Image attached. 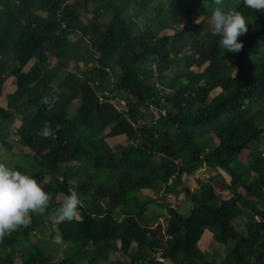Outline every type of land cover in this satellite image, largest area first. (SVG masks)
<instances>
[{
	"label": "trees",
	"instance_id": "trees-1",
	"mask_svg": "<svg viewBox=\"0 0 264 264\" xmlns=\"http://www.w3.org/2000/svg\"><path fill=\"white\" fill-rule=\"evenodd\" d=\"M199 4L0 0V84L7 75L15 79L6 108L0 106V144L12 147L14 125L18 145L28 151L0 162L51 195L43 214L31 213L27 228L0 241V264H16L8 249L19 248L20 264H163L157 255L173 264H212L201 253L207 231L232 241L236 264H264V11L242 0ZM216 7L245 16L240 52L223 53L220 37L211 34ZM105 13L110 20L100 30ZM199 16L203 22L194 23ZM77 31L95 55L81 75L69 66L76 56L70 36ZM50 59L67 69L57 87L45 74ZM115 91L130 96L125 114L103 101ZM143 104L155 112L149 123L138 114ZM118 137L124 140L108 142ZM203 139L212 146H201ZM195 165L213 176H197ZM89 168L117 176L105 185ZM177 185L178 198H192V208L181 214L166 203V223L148 225L155 194ZM71 191L80 199L79 219L54 223L62 242L73 243L56 260L36 234ZM199 194L209 204H199ZM112 249L124 262L104 259Z\"/></svg>",
	"mask_w": 264,
	"mask_h": 264
},
{
	"label": "rangeland",
	"instance_id": "rangeland-1",
	"mask_svg": "<svg viewBox=\"0 0 264 264\" xmlns=\"http://www.w3.org/2000/svg\"><path fill=\"white\" fill-rule=\"evenodd\" d=\"M72 1V0H68ZM194 5H197L198 8L201 7L199 4V0H193ZM99 23V29L102 30L105 28L107 22L110 20V14L105 13ZM92 18V13L88 12L86 15V19L82 20V23L86 26L88 21ZM165 33H171V31H162L161 34ZM80 32H73L70 36V39L72 42L75 43V57L72 61V63H69V66L71 69L78 70L80 75L82 73H86V67H89L92 63V58H95V55L92 51V48L90 46V41L88 39H84L80 36ZM262 48H264V44L261 45ZM33 61L29 63V66H31ZM29 66L25 68V70H28ZM145 68H148V64L146 63ZM200 68L199 70H201ZM67 70V69H66ZM65 69L61 68L58 63L54 60H49L47 63V67L45 69V74L48 79L51 80L52 84L54 87H57L59 85V82L61 81L63 75L66 72ZM175 72V69L169 71L166 74V80H169L171 77L170 75ZM165 80V81H166ZM110 85H112L111 77L109 79ZM15 87V79L11 75H7L5 77L4 81L1 82L0 84V106L3 108H6V95L11 93L14 90ZM216 92H212V95H214ZM115 95L120 96L121 98H124V100H131L130 96L128 93L123 92V91H115ZM75 108H72L71 111H74ZM138 114L141 116V120L144 123H149L151 118L155 115V112L153 110V107L147 106L145 104L141 105L138 109ZM141 113V114H140ZM10 131V136L8 138L9 144L12 146L11 148L5 147L4 145L0 144V159L1 160H6L8 161L9 159L12 158L17 159L19 155H22L23 153H28L24 148L18 145V139L16 136L15 132V126L12 125V127L9 128ZM124 140L123 137H118L115 139H110L108 142L113 145L119 141ZM199 144L205 148H210L212 145L210 141L207 139H203L199 142ZM205 145V146H204ZM24 165L27 167L31 166V163L28 162L27 160H22ZM195 172L197 173V176L202 177L203 179H207V176H213L212 170L208 168H204L201 165H195L194 167ZM73 169H68V171H71ZM75 172L79 173L77 168L74 169ZM89 173L90 175L107 185V182H112L114 178L117 176L114 173H105L103 171H98L96 172L94 169L89 168ZM78 175V174H77ZM81 176V175H79ZM85 175L82 176V178ZM32 177V176H31ZM77 177V176H76ZM33 178V177H32ZM49 180L48 178H45V181ZM84 180V179H83ZM173 181V180H172ZM72 190H74L75 187L72 185L70 186ZM180 187L177 185L171 192L165 194L164 191L161 189V191L157 192L155 195L158 196L159 200L156 203L150 204L147 209H146V216L145 221L148 225L154 226L156 223L160 222L165 224L166 219L168 218V212L166 209H163V205L166 203H170L171 207L173 209H178L181 214H186L187 211L192 208L193 206V200L192 198L182 196L181 198H178V192ZM198 202L199 204H209L208 197L205 196L204 194H199L198 197ZM61 207V206H60ZM58 207L55 209V211H52L50 214V221H47L40 232H37V238L39 239L40 243L43 245V247L50 252L51 255L54 256L56 260L61 259L64 256V250L68 247V245H72V242L68 243H55V236H56V231L54 230V223L56 222V216L58 214ZM75 218L79 219V215L77 214ZM210 231H207L206 235H208ZM218 237V236H216ZM219 238V237H218ZM9 252L13 253L14 261L16 264H20L21 261L25 258V256L22 254V252L19 249H8ZM104 259L106 260H111V261H123L124 262V257L122 256L121 252L117 249H112L109 250L108 252H105V257ZM162 263L164 262L161 261ZM227 264H236L231 257V249L228 251V257L226 259ZM83 264V263H79ZM164 264V263H163ZM168 264V263H166ZM173 264V263H172Z\"/></svg>",
	"mask_w": 264,
	"mask_h": 264
},
{
	"label": "clouds",
	"instance_id": "clouds-1",
	"mask_svg": "<svg viewBox=\"0 0 264 264\" xmlns=\"http://www.w3.org/2000/svg\"><path fill=\"white\" fill-rule=\"evenodd\" d=\"M244 7L254 11H264V0H242ZM222 5L223 0H214ZM205 16H199L194 23L201 24ZM210 32L220 37L219 47L223 53H238L243 49L239 37L248 31L245 16L237 10L216 7L209 20ZM52 135L51 131L45 133ZM51 200V195L43 190L30 175L22 174L14 166L0 162V241L31 223V213L43 214ZM80 199L76 191H71L63 199L56 216L57 224L71 221L78 214ZM55 243H62L57 233Z\"/></svg>",
	"mask_w": 264,
	"mask_h": 264
},
{
	"label": "crops",
	"instance_id": "crops-1",
	"mask_svg": "<svg viewBox=\"0 0 264 264\" xmlns=\"http://www.w3.org/2000/svg\"><path fill=\"white\" fill-rule=\"evenodd\" d=\"M205 248L201 252L202 257L212 264H227L228 251L232 246V241H222L211 233L205 237ZM164 264H172L169 259H164Z\"/></svg>",
	"mask_w": 264,
	"mask_h": 264
},
{
	"label": "built area",
	"instance_id": "built-area-1",
	"mask_svg": "<svg viewBox=\"0 0 264 264\" xmlns=\"http://www.w3.org/2000/svg\"><path fill=\"white\" fill-rule=\"evenodd\" d=\"M103 101L111 104L117 111L122 112L124 114L127 113L128 108L124 98H121L120 96L108 94L107 97L103 99ZM156 260L163 261L164 259L161 256L157 255Z\"/></svg>",
	"mask_w": 264,
	"mask_h": 264
}]
</instances>
